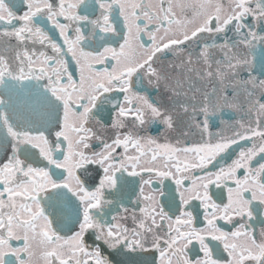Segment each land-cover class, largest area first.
Wrapping results in <instances>:
<instances>
[{"label": "snow or ice", "instance_id": "snow-or-ice-1", "mask_svg": "<svg viewBox=\"0 0 264 264\" xmlns=\"http://www.w3.org/2000/svg\"><path fill=\"white\" fill-rule=\"evenodd\" d=\"M262 77L264 0H0V264H264Z\"/></svg>", "mask_w": 264, "mask_h": 264}, {"label": "flooded vegetation", "instance_id": "flooded-vegetation-1", "mask_svg": "<svg viewBox=\"0 0 264 264\" xmlns=\"http://www.w3.org/2000/svg\"><path fill=\"white\" fill-rule=\"evenodd\" d=\"M98 13H99V10L97 9V15H98ZM118 27L119 28H123V24L122 23H120L119 25H118ZM122 42V41H121ZM259 51H260V48H259V46L257 47V53H259ZM71 68H75V64H74V62H72L71 64H70V69ZM77 75H78V71H77V73H76ZM257 75H259V73H257ZM262 78H264V77H262ZM198 139V138H197ZM230 162V161H229ZM167 183H172L171 181H168V182H166V184ZM173 187H174V184H173ZM146 191H148L147 189H146ZM165 191L167 192V188H165ZM214 191H215V189H214ZM202 218V217H201ZM221 224H223V222H221ZM225 255H226V253H225Z\"/></svg>", "mask_w": 264, "mask_h": 264}]
</instances>
